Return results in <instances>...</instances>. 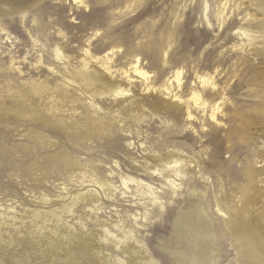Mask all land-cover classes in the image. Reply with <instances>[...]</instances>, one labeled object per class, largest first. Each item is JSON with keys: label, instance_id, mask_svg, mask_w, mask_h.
<instances>
[{"label": "rangeland", "instance_id": "obj_1", "mask_svg": "<svg viewBox=\"0 0 264 264\" xmlns=\"http://www.w3.org/2000/svg\"><path fill=\"white\" fill-rule=\"evenodd\" d=\"M263 54L264 0H0V264H130V249L132 264H174L176 212L201 202L216 264H264V239L234 224L264 216L263 196L242 207L264 190ZM219 55L216 81L236 76L214 136L197 75H213ZM83 58L126 93L85 84L74 74ZM136 59L146 76L131 72ZM193 87L206 109L186 120L167 92L186 99ZM171 150L195 169L176 189L160 159Z\"/></svg>", "mask_w": 264, "mask_h": 264}, {"label": "bare ground", "instance_id": "obj_2", "mask_svg": "<svg viewBox=\"0 0 264 264\" xmlns=\"http://www.w3.org/2000/svg\"><path fill=\"white\" fill-rule=\"evenodd\" d=\"M231 22H234V20H232ZM235 34L237 36H241V37L249 36V34H247L246 31L242 30L241 28H240V30H237V32H235ZM242 46H243V43H241V48H242ZM229 51H230V49H229ZM250 51L253 52L254 54L259 53L256 46L254 48H252ZM84 52L87 53V50H85ZM55 53H56L57 57L61 53V51L59 50L58 47L55 48ZM107 54L104 57H93V60L96 59V60H98V62H106L105 60L110 59L109 58V52ZM224 58H225L224 55H219L218 60H217L218 66H217L216 70H214L213 75H210L207 73H205L203 76L197 75V79H198L199 83L201 84L202 88L205 90L209 89V94L211 95V100L213 101V103L215 102L213 109H211V111H210V120H212L214 122L211 124V132L210 133L212 134L214 132L212 134L214 136L216 135L215 133L217 131H219L218 125H221L220 122H218L216 117L220 112H223L224 109H226L227 104H229V103H227V101H229L228 92L233 88V86L231 85L232 84L231 81H232L233 77L236 76V73H234L233 71H232V74L228 73V77L225 78L226 80L230 79L227 89H226V85L224 84V82L226 80L223 83H221L220 81L219 82L216 81L215 78H217L218 76H221V78H222L223 68L222 67L218 68V67H219V65L222 64ZM260 62L262 64H264V54L262 55ZM80 64H81V66L79 68H75V66H74V72H75L74 74L79 79H81L85 84L95 86L96 83H101L108 90L107 94L110 93V94L115 95V96L119 95V94L126 93L125 92L126 90H124L121 87V83H119V84L112 83L111 84L110 82L104 80L97 73L99 71L94 70V69H90L89 68V67H91L90 63L85 58L80 59ZM138 64H139V60L136 59L135 62L131 66V70H132L131 72L134 75L139 74L141 76H146V72L141 70L140 67L138 66ZM104 70H108V67L105 66ZM131 72L127 73V71H126V72H123L122 74H124L129 80V77L131 78V76H132ZM179 74H180V71L177 70L173 76V79L174 80L176 79L178 87H181L182 84L179 82L180 81L179 80ZM258 75H261L264 78V67L262 70H260V72L258 71ZM147 77H149V75ZM237 78L239 79V82H241L243 80V75L240 74L239 76H237ZM168 81L170 84L171 80H168ZM246 82L250 83L249 80H247ZM262 83H264V79L262 80ZM150 89L151 88H149V90ZM167 94L170 98H172V101H170V103L172 105H176V107L180 108V110L184 113V116H185L184 118L186 120H193L192 110H194V108L201 109L202 112H205L206 104L199 102L200 101V96H199L200 94L197 91V89H194V87L191 89L190 96L187 97L186 99H182L180 96L176 95L175 93L173 94L172 92H167ZM144 95H146V94H144ZM175 101H176V103H175ZM262 113H264V104H263V108H262ZM253 121L254 120H252V122ZM53 129H55V128H53ZM263 147H264V144H263ZM260 155H261V157H260L261 160L256 161V162H261L264 160V152L263 151ZM160 159L163 160V163H164L166 169L170 173V176L173 177V178L168 179V181H169V185L172 186V188H174V189H176V185H177L175 179L177 176H180V172L185 168L184 166H186V169H189V170L192 169L195 171L194 168H190L192 166L191 162H193V161L188 159L186 157V155L184 156L181 153L179 154L177 151L174 152L171 150L167 153L166 158L160 157ZM194 167H196V164ZM263 168H264V166H263ZM157 169H159V168H157ZM157 169L154 170L156 173L158 172ZM263 174H264V169H263ZM89 176L91 177V180H89L90 182H92L94 184H98L101 187H104L106 185V183L104 181H100L99 178L97 176H95L94 171L90 172ZM263 178H264V176H263ZM180 179H182V178H180ZM255 179H257L256 176H255ZM122 181H124V180H122ZM192 193H193L195 199L199 195L197 193H194V191ZM89 196L90 195L87 193V191L77 193L75 195V197L72 199V202H71L72 204H67L63 208L70 210L73 203H75L76 200L85 201V203H86ZM261 196H263V200H264V190H263V192L262 191H254L253 193H251L249 195H244L242 197V201H243L242 207L245 209V211H250L249 210V204H258ZM198 198H200V196H198ZM184 207L180 208L176 212L175 219H173L174 222L172 223L173 224L172 227H173V232H174L173 235L174 236H173V241H172L173 245L171 246L172 248H167V246H165V249L172 256L174 264H216L215 261L211 258V254H212L213 247H214L215 236H214L211 221L209 219L210 217L208 215V211L205 209L207 207H205L203 202H201L199 205H197L195 207H191L188 210H184ZM234 224H235V229L238 230L237 233H240V236H242V237H249V239L252 241V243H254L255 238H257L259 240L261 238L264 239V216L263 215L250 216L247 223L237 221ZM244 224H246L249 227L251 234L244 233V232H246L245 227H243ZM124 252L128 255L129 261L131 262L130 264H132V263H134V261H136V259L134 258L135 252L133 250H131V249L125 250ZM250 258L253 262H255L256 259L258 260V262H261L260 258H258V255L256 257L252 256Z\"/></svg>", "mask_w": 264, "mask_h": 264}]
</instances>
